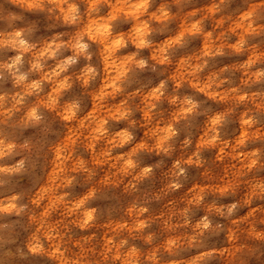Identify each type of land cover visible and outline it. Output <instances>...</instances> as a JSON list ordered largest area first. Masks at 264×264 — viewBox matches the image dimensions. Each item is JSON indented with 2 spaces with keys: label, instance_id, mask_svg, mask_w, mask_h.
I'll return each instance as SVG.
<instances>
[{
  "label": "clouds",
  "instance_id": "9594fccd",
  "mask_svg": "<svg viewBox=\"0 0 264 264\" xmlns=\"http://www.w3.org/2000/svg\"><path fill=\"white\" fill-rule=\"evenodd\" d=\"M0 264H264V0H0Z\"/></svg>",
  "mask_w": 264,
  "mask_h": 264
}]
</instances>
